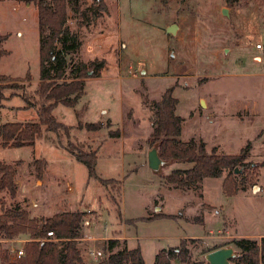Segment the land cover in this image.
I'll return each mask as SVG.
<instances>
[{"label": "rangeland", "instance_id": "obj_1", "mask_svg": "<svg viewBox=\"0 0 264 264\" xmlns=\"http://www.w3.org/2000/svg\"><path fill=\"white\" fill-rule=\"evenodd\" d=\"M106 2L108 13L97 17L92 16L91 1L79 11L69 6L67 28L79 43L73 62L102 60L104 68L99 77L86 82L85 94L74 108L58 105L53 115L74 128L75 112L81 110L82 122H110L109 129L86 140L84 130L74 129L71 141L98 150L96 177L120 181L121 194L117 183L110 184L107 192L90 178L85 165L61 147L53 132H46L32 148L0 146L1 161H21L15 177L17 196L11 201L1 195L5 206L18 203L37 219L64 211L89 213L83 238L77 241L84 264H99L109 239L119 240L113 252L139 247L145 264H153L160 250L177 246L181 239L188 248L185 264L204 261L203 250L233 239H260L264 236V51L254 47L264 43V5L259 0L239 7L226 5L225 0ZM171 25L177 27L174 35L166 34ZM0 35L7 37L2 48L9 52L0 60V76L12 79L2 85L0 125L36 123V111L26 109L18 96L9 97L12 90L7 89L29 86L24 83L27 73L30 86L38 81L35 6L0 0ZM70 70L71 65L68 74ZM168 88L178 100L176 114L184 118L183 141L202 139L208 151L216 148L226 155H236L251 144L244 163L257 168L258 177L245 191L226 197L222 178L205 179L197 191H181L163 185L149 169L151 102ZM109 131H118L121 137L110 139ZM61 141L65 144L64 137ZM35 159L48 164L40 178ZM186 167L167 165L161 174ZM159 213L168 217L153 218ZM227 235L228 239L222 238Z\"/></svg>", "mask_w": 264, "mask_h": 264}, {"label": "trees", "instance_id": "obj_2", "mask_svg": "<svg viewBox=\"0 0 264 264\" xmlns=\"http://www.w3.org/2000/svg\"><path fill=\"white\" fill-rule=\"evenodd\" d=\"M87 1H91L94 7L93 17H97L101 12L108 13L106 0H15L17 3L33 5L37 11L39 77L37 83L30 86L31 79L27 73L24 83H29V86L16 84L7 89L12 90L9 97L18 96L26 109L36 111L38 121L0 125V146L3 149L32 148L44 133L53 132L61 147L77 162L85 165L90 178H95L107 192L110 184L117 183V192L121 194L120 181L101 180L96 177L98 150L71 141V131L74 129L96 133L104 128L109 129L110 122H82L81 110L75 112L77 123L74 128L59 122L53 115L58 105L74 108L85 94L86 81L99 77L104 68L102 60L75 63L71 57L79 43L67 28L69 6L73 4L75 11H79L81 5ZM248 1L225 0V3L228 6L239 7ZM259 1L264 5V0ZM6 40V36L0 35V60L9 54L2 48ZM70 65L71 70L68 74L67 68ZM11 81L10 77L0 76V100L4 98L5 88L2 85ZM151 105L153 113L152 131L147 139L149 147H155L160 159L167 165L188 166L173 169L167 175L160 174L163 185H171L181 191H197L205 179L222 178V193L226 197H233L239 191H245L253 178L258 177L257 168L244 163L251 148L249 142L238 154L226 155L218 153L216 148L208 151L202 139L189 141L181 139L184 118L176 114L178 100L173 96V88L166 89L160 99L152 101ZM108 134L110 139H117L120 136L118 131H109ZM63 137L65 144L61 141ZM33 163L37 177H42L48 165L46 160L35 159ZM20 164L21 161L6 164L0 160V197L6 195L11 201H15L17 194L15 177ZM245 168H250L252 173L249 174ZM235 170L239 171L237 175ZM236 176L240 177L239 181ZM0 199V240H27L23 256L13 262H9L5 245L0 244V264H84L77 241L83 238L82 227L89 213L79 210L64 211L37 219L31 218L29 212L18 203L13 202L5 206V202ZM155 217L168 216L159 213L153 218ZM118 243L117 239L105 242L103 258L99 264H145L139 247L123 248L113 252ZM227 245H231L237 253L231 264H264V236L260 239H233L218 247L205 249L202 254ZM187 254L188 248L184 239H181L177 246L160 250L155 255L153 264H172L175 261L185 264ZM205 263L201 261L196 264Z\"/></svg>", "mask_w": 264, "mask_h": 264}, {"label": "water", "instance_id": "obj_3", "mask_svg": "<svg viewBox=\"0 0 264 264\" xmlns=\"http://www.w3.org/2000/svg\"><path fill=\"white\" fill-rule=\"evenodd\" d=\"M223 13L226 11L223 10ZM177 27L175 25H171L167 28L166 34L174 35ZM201 108H204L205 105L201 101ZM147 163L148 167L154 173L160 175L164 167L167 166L165 162H163L158 154V151L155 147L150 148L147 154ZM235 173L238 174L239 171L235 170ZM237 257V253L232 247L225 246L214 251H211L203 256L204 261L207 264H231L232 260Z\"/></svg>", "mask_w": 264, "mask_h": 264}, {"label": "built area", "instance_id": "obj_4", "mask_svg": "<svg viewBox=\"0 0 264 264\" xmlns=\"http://www.w3.org/2000/svg\"><path fill=\"white\" fill-rule=\"evenodd\" d=\"M255 50L257 52L264 51V43L256 44ZM27 242L25 239H14V240H0V244L5 245L7 249V254L9 258V262L16 261L20 259L24 254V245Z\"/></svg>", "mask_w": 264, "mask_h": 264}, {"label": "crops", "instance_id": "obj_5", "mask_svg": "<svg viewBox=\"0 0 264 264\" xmlns=\"http://www.w3.org/2000/svg\"><path fill=\"white\" fill-rule=\"evenodd\" d=\"M28 6V5H27ZM5 42V41H4ZM89 80V79H88ZM87 80V81H88ZM86 81V82H87ZM99 121H102V119H100ZM97 133V132H96ZM95 133H90V132H86V131H84V133H83V138L86 140V139H88V137H90L91 135H94ZM121 137V133H120V136L117 138V139H119ZM34 147V146H33ZM47 170V169H46ZM46 174V173H45ZM45 181H46V177H45V175H44V177H43V179L41 180V183H42V186H44V184H45ZM35 184H37V181L35 182ZM41 186V187H42ZM69 189V188H68ZM16 196H17V194H16ZM32 206L33 207H36V205H35V203L33 202L32 203ZM56 214V213H55ZM234 237V236H233ZM222 238H225V239H228L229 238V235H227V236H223ZM119 239V238H118ZM123 239H125V238H123ZM126 241H127V239H125Z\"/></svg>", "mask_w": 264, "mask_h": 264}]
</instances>
